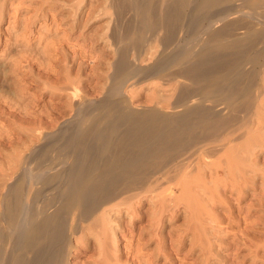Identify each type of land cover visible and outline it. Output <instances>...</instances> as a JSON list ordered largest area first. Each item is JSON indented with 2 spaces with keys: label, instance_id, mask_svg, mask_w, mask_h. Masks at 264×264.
Instances as JSON below:
<instances>
[{
  "label": "bare ground",
  "instance_id": "1",
  "mask_svg": "<svg viewBox=\"0 0 264 264\" xmlns=\"http://www.w3.org/2000/svg\"><path fill=\"white\" fill-rule=\"evenodd\" d=\"M117 1L121 3L123 11H126L125 16L128 9L133 10L135 18L131 15L133 18L126 20L124 30L118 29L113 34L117 57L113 63L111 84L101 100L95 103H78L73 119L56 132L45 135V142L42 141L44 143L36 150L39 156L34 166L28 167V163L22 169L18 167L20 172L16 171L18 175L16 174L15 181L4 189L2 202L0 200L3 204L0 213V264H70L72 250L77 246L73 238L79 227L83 226L82 229L86 232L92 228L95 231L96 223H100L98 220L104 216V212L101 214L100 211L106 205H113L111 203L119 198H135L142 191L152 189L158 173L178 162L181 163L176 166H182L187 157L224 138L233 122L244 111L249 112L254 103V91L258 82L256 66L264 65V0ZM19 6L18 4L17 7ZM116 10L114 9V13ZM233 10L235 15L242 13L247 20L227 18L224 13ZM220 14L225 17L222 18ZM119 20L120 23L121 19ZM218 21L221 22L220 26H215ZM187 23L192 27L190 35L193 40L187 48L182 47L180 50L183 39L181 33H184L181 28ZM112 27L117 26L113 24ZM185 27L184 30L187 29ZM238 30L245 31L241 34ZM27 40L29 41L28 38ZM154 42L161 46V50L155 52L157 55L150 54V64L139 65L137 61H143L148 50L146 47ZM200 44L202 46L196 49ZM26 49L28 48L25 46ZM133 53L135 60L131 58ZM41 57L44 61L43 56ZM18 65L15 64V67ZM73 78L69 81V76L67 77L70 83L76 81ZM150 79H159L171 85V94L154 97V101L167 102L173 111L132 106L126 91L129 87ZM225 109L228 110L227 114L222 113ZM228 135L225 138L230 140V133ZM40 136L39 133L38 138ZM217 149V146L207 147L201 152L214 155ZM230 150L232 153L236 151L231 146ZM19 159L17 158L20 165ZM240 159L243 160L242 157L233 155L229 161L230 167L233 169L237 164L240 165ZM5 174L9 175L7 172ZM125 202L119 204L123 206L125 204L122 203ZM108 216L110 215H106ZM100 233L97 235L101 237ZM79 241L82 242V237Z\"/></svg>",
  "mask_w": 264,
  "mask_h": 264
},
{
  "label": "rangeland",
  "instance_id": "2",
  "mask_svg": "<svg viewBox=\"0 0 264 264\" xmlns=\"http://www.w3.org/2000/svg\"><path fill=\"white\" fill-rule=\"evenodd\" d=\"M49 1L0 0V172L4 174H0L3 181H0V200L6 186L8 188L15 181L18 175L16 171L19 173V168L22 169L28 163V167L34 166L39 156L36 150L45 142V135L56 132L73 119L78 103H95L103 98L111 84L113 63L117 57L113 34L118 29L123 31L126 20L134 16L133 10L128 9L125 16L126 11H123L117 0ZM114 9L117 12L114 13ZM224 14L227 18L247 20L242 13L235 15L234 10ZM123 15L125 17L122 18ZM131 15L133 16L130 17ZM220 16L225 17L223 14ZM220 16L217 18H221ZM219 23L221 24L218 21L215 26H220ZM113 24L117 27H112ZM187 24L184 25L187 29L181 28L184 33H181L183 39L180 50L182 47L187 48L193 40L190 35L192 27ZM244 31L238 30L241 34ZM109 34L113 41L109 42ZM206 40L207 37L204 41ZM154 43L146 47L148 50L143 61H137L139 65L150 64L151 55H157L155 52L161 50V46ZM24 45L28 49L25 50ZM200 46L202 45L195 48ZM131 58H135L134 53ZM15 64L21 66L18 65L17 68ZM256 70L258 82L254 91V103L249 112L244 111L243 116L233 122L234 125L225 132L224 138L201 148L191 158L187 157L182 166L177 167L181 163L178 162L161 171V174L158 173L152 189L142 191L141 196L135 198H119L111 203L115 207L106 205L100 211L101 214L104 212V216L98 220L100 223L97 222L99 227L96 223L95 231L92 228L93 231L88 229L86 232L82 229L83 226L79 227L74 235L77 239L73 238L77 246L72 250L70 264H264V65L256 66ZM70 75L74 77L73 80L76 79L71 82L74 83L72 85L69 82L72 80ZM155 80H145L129 87L126 96L134 107H155L171 112L167 102L154 101V97L171 94V85ZM75 87L78 88L76 91ZM71 103L75 104L74 107ZM222 113L227 114L228 110L225 109ZM228 133L230 140L225 138L226 135L229 136ZM42 141L44 142L41 143ZM213 146L218 148L214 155L201 152ZM230 146L235 147L234 153ZM233 155L242 157L243 160L240 159V165L237 164L232 169L229 161ZM16 157L20 158V165ZM186 189H190L189 194ZM123 201L128 203H122L125 204L122 206L119 202ZM2 210L3 204L0 203V213ZM105 211L111 217H106L108 214ZM98 233L102 234L101 237ZM78 236L80 239L82 237V242Z\"/></svg>",
  "mask_w": 264,
  "mask_h": 264
}]
</instances>
